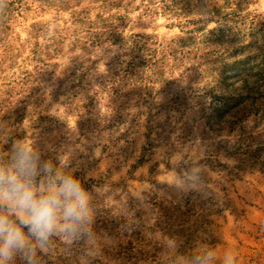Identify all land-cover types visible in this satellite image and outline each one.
<instances>
[{"label":"rangeland","instance_id":"374dc122","mask_svg":"<svg viewBox=\"0 0 264 264\" xmlns=\"http://www.w3.org/2000/svg\"><path fill=\"white\" fill-rule=\"evenodd\" d=\"M253 14L264 0H8L0 12V121L45 159L68 155L87 190L108 189L94 230L112 243L93 264H163L157 234L180 255L200 241L264 264V148L251 167L233 153L264 147V116L220 127L205 86L221 66L209 32ZM196 144L210 187L177 192L173 155Z\"/></svg>","mask_w":264,"mask_h":264},{"label":"clouds","instance_id":"9594fccd","mask_svg":"<svg viewBox=\"0 0 264 264\" xmlns=\"http://www.w3.org/2000/svg\"><path fill=\"white\" fill-rule=\"evenodd\" d=\"M8 0H0V12ZM12 127L0 121V264H47L44 257L55 262L58 256L72 258L73 264H93L102 258V247L110 245L107 235L94 230V200L108 191L107 187L87 190L70 166L68 155L53 159L44 153L31 135L11 139ZM11 139L8 151L2 145ZM173 155L176 163L170 172V187L177 192L204 193L210 187L204 176L208 172L200 163L205 149L196 144ZM180 165H187L177 172ZM136 196L143 200L140 193ZM165 249L163 264H240L233 246L213 247L197 241L187 255L177 254L175 238L157 234Z\"/></svg>","mask_w":264,"mask_h":264},{"label":"trees","instance_id":"16d2710c","mask_svg":"<svg viewBox=\"0 0 264 264\" xmlns=\"http://www.w3.org/2000/svg\"><path fill=\"white\" fill-rule=\"evenodd\" d=\"M238 17V16H236ZM223 20V18H222ZM226 28L219 26L216 35L217 50L221 66L215 74L205 76V86L211 99L217 124L232 127L244 118L264 116V14H253L234 20ZM228 20V21H229ZM226 22V21H225ZM218 37V38H217ZM212 45V44H211ZM241 142H250L253 132L242 129ZM235 154L242 155L241 162L251 167L257 162L264 147H245L236 143ZM260 160V158H259Z\"/></svg>","mask_w":264,"mask_h":264}]
</instances>
